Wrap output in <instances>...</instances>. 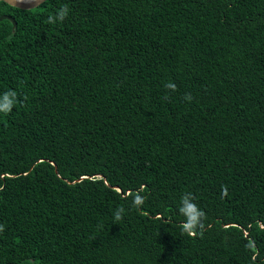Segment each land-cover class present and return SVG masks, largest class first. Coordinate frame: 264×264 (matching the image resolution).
Here are the masks:
<instances>
[{"label":"trees","instance_id":"obj_1","mask_svg":"<svg viewBox=\"0 0 264 264\" xmlns=\"http://www.w3.org/2000/svg\"><path fill=\"white\" fill-rule=\"evenodd\" d=\"M1 15L0 95L17 102L0 113V264H264V0Z\"/></svg>","mask_w":264,"mask_h":264},{"label":"clouds","instance_id":"obj_2","mask_svg":"<svg viewBox=\"0 0 264 264\" xmlns=\"http://www.w3.org/2000/svg\"><path fill=\"white\" fill-rule=\"evenodd\" d=\"M70 14V8L68 5H61L60 8L56 10L54 14L47 17V24H57L62 23ZM165 88L170 90V92H175L176 85L174 82H167ZM168 97L166 96L165 99ZM183 99L187 102H191V96L185 94ZM17 102V93L14 90H8L0 95V113L9 114ZM143 187V186H141ZM227 186H222V194L226 193ZM132 206L134 208H140L143 206L146 197L139 194L134 195ZM124 209L119 208L114 214V221L119 222L123 218ZM179 213L184 217V222L180 224V229L182 234L189 237L197 236L198 228L201 227V221L205 217V213L199 209L198 205L194 202V198L191 193H185L180 200ZM4 231V226L0 225V232Z\"/></svg>","mask_w":264,"mask_h":264},{"label":"water","instance_id":"obj_3","mask_svg":"<svg viewBox=\"0 0 264 264\" xmlns=\"http://www.w3.org/2000/svg\"><path fill=\"white\" fill-rule=\"evenodd\" d=\"M6 4H8L11 7H15L21 10H29L38 7L40 4H42L46 0H0ZM2 20H8L12 23L13 28H15L16 23L14 19L7 15H1L0 21Z\"/></svg>","mask_w":264,"mask_h":264}]
</instances>
